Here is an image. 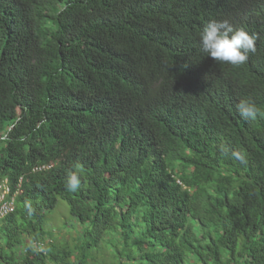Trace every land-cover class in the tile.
I'll return each mask as SVG.
<instances>
[{
  "label": "trees",
  "instance_id": "1",
  "mask_svg": "<svg viewBox=\"0 0 264 264\" xmlns=\"http://www.w3.org/2000/svg\"><path fill=\"white\" fill-rule=\"evenodd\" d=\"M224 19L257 37L242 66L202 50ZM244 99L264 111V0H0V182L17 192L0 264H90L113 235L115 264H264V117H240ZM59 199L73 247L46 239Z\"/></svg>",
  "mask_w": 264,
  "mask_h": 264
},
{
  "label": "clouds",
  "instance_id": "2",
  "mask_svg": "<svg viewBox=\"0 0 264 264\" xmlns=\"http://www.w3.org/2000/svg\"><path fill=\"white\" fill-rule=\"evenodd\" d=\"M256 35L250 34L243 27H234L228 19L210 21L200 33L202 50L216 62L239 67L247 63L250 54L256 52ZM236 109L245 120L255 121L264 117V111L252 100H240ZM224 155H230L242 164L247 163L246 154L242 151L221 148ZM81 180L76 173H70L66 180L69 191H76Z\"/></svg>",
  "mask_w": 264,
  "mask_h": 264
},
{
  "label": "rangeland",
  "instance_id": "3",
  "mask_svg": "<svg viewBox=\"0 0 264 264\" xmlns=\"http://www.w3.org/2000/svg\"><path fill=\"white\" fill-rule=\"evenodd\" d=\"M44 229L47 233H53V238L46 236L47 240L55 241L58 244L75 246L81 236V225L69 212V205L66 201L59 199L55 209L47 212ZM112 238V240H111ZM109 242H113L109 243ZM120 238L116 235L108 236L102 243L93 250L90 264H115V248H120ZM189 264H193L189 262Z\"/></svg>",
  "mask_w": 264,
  "mask_h": 264
},
{
  "label": "built area",
  "instance_id": "4",
  "mask_svg": "<svg viewBox=\"0 0 264 264\" xmlns=\"http://www.w3.org/2000/svg\"><path fill=\"white\" fill-rule=\"evenodd\" d=\"M16 193L11 194L7 180L0 182V223L15 210Z\"/></svg>",
  "mask_w": 264,
  "mask_h": 264
}]
</instances>
